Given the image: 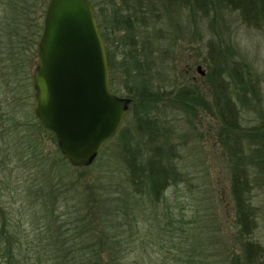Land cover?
I'll use <instances>...</instances> for the list:
<instances>
[{"label":"rangeland","instance_id":"374dc122","mask_svg":"<svg viewBox=\"0 0 264 264\" xmlns=\"http://www.w3.org/2000/svg\"><path fill=\"white\" fill-rule=\"evenodd\" d=\"M90 1L98 7V0ZM27 3L28 6L23 0H13L4 7L0 2V57L6 52L20 55L26 44L31 45L38 39L34 38L38 26L37 2ZM158 5H162L159 0L154 3L157 12L152 9L154 16L160 17L162 13L169 26L153 21L149 32L161 29L169 33L160 41L159 52H164L163 56L157 57L166 73L162 78L165 91L175 95L184 86L196 88L203 94L205 106L207 103V107L191 115L167 110L172 137L168 147L181 171L176 185L168 187L164 197L153 206L146 204L145 212L142 210L139 214L135 210V215H127V208L142 199V195L132 191L126 183L116 139L104 146L93 164L78 169L68 165L70 186L64 179L60 188L64 199L58 198L56 204L49 203L47 208L63 226L62 240H72L74 244L80 241L74 236L77 231H73L79 224L69 225L68 222L91 208L96 214L92 218H99L94 223L99 222V225L93 233L98 238L102 227L107 226L106 233L115 238L114 249L120 252L123 264H229L232 258L239 256L242 240L237 234L230 189L232 169L236 158L244 159L253 149H246L247 144L239 146L238 155L221 140L222 126L213 108L217 90L210 77L215 66L211 56L219 52L226 62L224 78L238 113L236 127L239 128L233 134L249 135L250 130L262 125L264 118V26L246 23L238 12L227 8L220 0H211L202 8L193 6L195 10L188 7L192 0L184 6L177 4L160 10ZM23 6L29 11L22 12ZM43 21L44 18L42 26ZM164 49L170 51L167 53ZM198 66L203 76L197 72ZM233 71L240 74L241 87L232 85L229 72ZM22 84L19 74L15 78L0 70V189L3 188L0 200L10 225L9 232L20 239L25 250L27 243L36 241L42 228V220L36 217L42 207L21 196L22 185L16 180H23L24 175L25 181L39 174L23 170L24 164L19 158L24 149H20L19 142L25 133L28 139L42 143L44 153L52 152L53 148L45 134L41 139L35 131L39 124L33 112V93L31 90L25 93ZM121 95H124L123 90L119 92ZM130 127L134 124L132 115L127 112L121 128ZM31 160L24 169L34 164ZM259 162L262 163L258 158L252 163L254 168L249 170L255 216L252 240L261 246L264 263V164L258 165ZM50 164L47 160L46 168ZM79 175H83L80 181ZM53 185L55 187L52 177L48 178L47 189ZM27 188L23 187L25 193ZM91 188L93 197H90ZM92 198V204L84 201ZM134 216H137L136 225Z\"/></svg>","mask_w":264,"mask_h":264},{"label":"trees","instance_id":"16d2710c","mask_svg":"<svg viewBox=\"0 0 264 264\" xmlns=\"http://www.w3.org/2000/svg\"><path fill=\"white\" fill-rule=\"evenodd\" d=\"M11 1L13 0H0L4 7L8 6ZM29 1L31 0H23V4L26 3L28 6ZM33 1L37 2L39 10L37 32L35 30L34 37L37 39L43 30L42 20L49 0ZM210 1L192 0V5L188 7L202 8ZM89 2L105 46L111 90L118 96L120 90H123L124 95L120 97L131 100L128 113L132 115L134 127L126 130L121 128L109 143L117 139L126 183L133 189L132 191L136 190L142 195V199L133 202V208L132 206L127 208L126 214L132 215L135 210L140 214L142 210L145 212L146 204L153 206L162 199L167 188L175 186L181 175L177 163L172 160L168 147L172 137L167 110L191 115L201 107H207V103L205 106L203 94L196 88L192 90L184 86L175 95L165 91L163 84L165 80L162 78L166 73L157 57L163 56L164 52H159L161 50L160 41L165 39L163 36L168 31L155 29L149 32L153 21L165 24L168 21L164 19L166 16H163L161 12L160 17L154 16L153 10L156 9L154 3L157 0H98V7L90 0ZM159 2L162 5L161 7L158 5V10L177 4L187 5L188 0H159ZM220 2L232 11L238 12L246 23L264 26V0H220ZM25 8L23 6L22 12L26 10ZM15 26H21V24ZM36 41H32L30 46H35ZM164 50L167 53L170 51ZM214 54L211 59H214L215 66L210 77L217 90V95L213 98V108L222 126L221 140L231 152L236 154H238L239 146L242 145L247 144L246 149H253L249 152L251 154H247L244 159L237 160L238 156H235L236 164L232 169L230 189L235 206L237 234L242 240L238 251L239 256L232 258L229 264H264L261 246L252 240L255 231V216L251 206L250 184L252 181L250 182L251 171H249L254 168L252 163H255L258 158L262 161L258 165L264 164V118L262 125L250 130L249 135L238 137L233 134L239 128L236 127L238 115L236 102L225 82L226 62L223 61L219 52L218 55L216 51ZM229 74L232 85L237 84L240 87L243 85L238 71L229 72ZM234 89L237 90L236 87ZM35 131L41 139H44L45 135L48 137L53 150L50 153H44L42 143L33 141V138L28 139V134L24 133L19 142L20 149L23 148L24 152L20 153L19 160L26 168L27 164H30L29 160L32 159L34 164L23 170L34 173L37 171L36 174H39V177L35 176L24 181L23 175V180H18L16 177V181L22 185V197L30 198L33 204L38 202V205H41V216L37 214L36 217L42 220V228L36 235V241L26 242L25 250H22L23 244L20 239L9 232L10 225L7 224L6 212L0 200V264H123L120 252L114 249L115 238L106 233L109 231L107 226L102 227L98 238L93 233L95 228H98L99 222L94 223L99 218H92L96 214L91 212V208H88L84 214H78L74 221L68 222L69 225L79 224V228L73 231H77L74 236H77V240L80 241L74 244L72 240H62L63 226L58 224L54 212L49 210L47 205L56 204L58 198L60 201L64 199L65 195L60 192V188H62L61 182L64 179L70 186L68 178L71 174L67 170L69 164L62 157L54 138L47 131L40 125L36 126ZM24 157L26 158L22 161ZM9 158L10 161L13 160ZM96 159L97 157L94 161ZM47 160H50L51 164L46 168ZM82 176L77 177L78 181ZM50 177L52 181L54 180L55 187L53 185L49 190L47 180ZM25 185L28 186L26 193L23 189ZM2 190L3 188L0 192ZM90 197H93L92 188ZM84 201L92 204L93 198ZM133 219L136 225L137 216ZM82 236H85L84 241Z\"/></svg>","mask_w":264,"mask_h":264},{"label":"water","instance_id":"95a60500","mask_svg":"<svg viewBox=\"0 0 264 264\" xmlns=\"http://www.w3.org/2000/svg\"><path fill=\"white\" fill-rule=\"evenodd\" d=\"M37 49L35 118L71 167H87L120 130L131 103L111 90L89 0H49ZM197 72L204 75L200 66Z\"/></svg>","mask_w":264,"mask_h":264},{"label":"flooded vegetation","instance_id":"af4514ba","mask_svg":"<svg viewBox=\"0 0 264 264\" xmlns=\"http://www.w3.org/2000/svg\"><path fill=\"white\" fill-rule=\"evenodd\" d=\"M40 37H41V34L38 40L36 41L34 48L26 44L23 47L22 54L20 55L15 54L14 52L10 54L9 52H6L5 54H3L4 57H2V53L0 57V70H2L3 72L6 71V73L8 72V74L10 75L11 74L14 75L15 78L19 74L20 81L23 83L21 85L22 89L23 87H25L26 89L25 93H27L28 90H31V92L33 93L34 100H35V91L33 89L32 78H33V72H34V68L36 65L37 57H38L37 46H38ZM33 105H34V101H33Z\"/></svg>","mask_w":264,"mask_h":264}]
</instances>
